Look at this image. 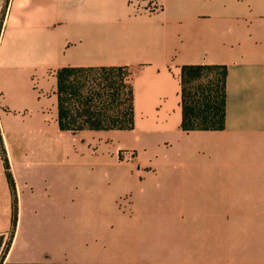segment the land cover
<instances>
[{"label": "crops", "instance_id": "1", "mask_svg": "<svg viewBox=\"0 0 264 264\" xmlns=\"http://www.w3.org/2000/svg\"><path fill=\"white\" fill-rule=\"evenodd\" d=\"M188 66L223 130L181 129ZM63 68L126 70L134 128L62 131ZM0 97L4 264H264V0H0Z\"/></svg>", "mask_w": 264, "mask_h": 264}, {"label": "trees", "instance_id": "2", "mask_svg": "<svg viewBox=\"0 0 264 264\" xmlns=\"http://www.w3.org/2000/svg\"><path fill=\"white\" fill-rule=\"evenodd\" d=\"M226 75V68L183 67L181 129L184 132L224 129ZM57 79L62 131L78 134L134 128L132 89L126 70L63 68L57 72ZM9 179L12 185V178ZM11 240L5 242L0 238V250L5 242L0 264H4Z\"/></svg>", "mask_w": 264, "mask_h": 264}, {"label": "rangeland", "instance_id": "3", "mask_svg": "<svg viewBox=\"0 0 264 264\" xmlns=\"http://www.w3.org/2000/svg\"><path fill=\"white\" fill-rule=\"evenodd\" d=\"M96 78V77H95ZM99 79V78H98ZM100 79H103V77H100ZM95 80V79H94ZM98 81V80H96ZM96 85H98V83L96 82ZM83 138H78V137H75L74 140H73V146H75V149L77 148H80V146L84 145L83 143ZM79 155H77L76 153L74 154V165L75 166H79L80 164L78 163L79 161ZM160 239L156 238L155 239V242L156 243H159Z\"/></svg>", "mask_w": 264, "mask_h": 264}, {"label": "built area", "instance_id": "4", "mask_svg": "<svg viewBox=\"0 0 264 264\" xmlns=\"http://www.w3.org/2000/svg\"><path fill=\"white\" fill-rule=\"evenodd\" d=\"M157 5H159V2H157ZM1 98V97H0ZM121 159H131L133 157V154L130 151L123 150L119 153Z\"/></svg>", "mask_w": 264, "mask_h": 264}]
</instances>
